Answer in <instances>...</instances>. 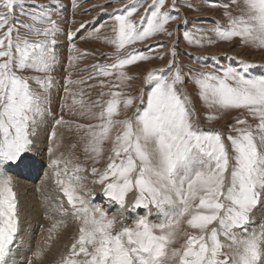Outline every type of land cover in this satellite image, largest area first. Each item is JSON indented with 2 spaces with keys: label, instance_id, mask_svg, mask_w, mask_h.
I'll list each match as a JSON object with an SVG mask.
<instances>
[{
  "label": "snow or ice",
  "instance_id": "6c2138e0",
  "mask_svg": "<svg viewBox=\"0 0 264 264\" xmlns=\"http://www.w3.org/2000/svg\"><path fill=\"white\" fill-rule=\"evenodd\" d=\"M145 2L128 0L111 14L112 35L103 37L115 49L105 55L111 63L92 65L84 70L90 75L81 79L73 80L72 72L65 77L61 111L80 122L63 116L55 121L75 129L77 139L67 154H57L63 139L51 132L49 178L60 194L54 212L62 218L49 232L60 227L64 216L77 229L57 264H264V224L254 230L253 220L264 206V70L253 73L264 66L247 60L208 65L194 56L199 66L185 71L179 63L178 32L188 20L180 14L178 0H151L147 7ZM201 3L223 9L226 22L185 30L187 45L213 44L210 33L216 41L238 39L241 46L264 51V0ZM61 7L60 0H0V264H16L21 218L12 169L32 167L33 137L50 112L61 33L54 16L61 15ZM72 7H80L77 0ZM183 7L201 11L191 0H184ZM173 23L176 29L170 27ZM101 31L97 27L87 38L100 40ZM174 34L177 39L166 53L170 59L164 68L147 72L144 83L150 87L137 104L126 89L139 77L127 69L157 56L150 54L156 51L151 45L149 52L133 46ZM66 37L70 53L78 52L76 34L69 31ZM86 55H69V67ZM90 80L98 82L88 84ZM74 85L101 91L91 100L85 88L73 90ZM189 85L209 113L208 122L239 113L227 133L199 127ZM82 172L90 173L115 212L93 202L95 189L86 188ZM126 214L134 216L131 226L122 222ZM35 256L41 258L42 252Z\"/></svg>",
  "mask_w": 264,
  "mask_h": 264
},
{
  "label": "rangeland",
  "instance_id": "374dc122",
  "mask_svg": "<svg viewBox=\"0 0 264 264\" xmlns=\"http://www.w3.org/2000/svg\"><path fill=\"white\" fill-rule=\"evenodd\" d=\"M38 2L49 4L50 0H38ZM191 2L199 5L201 7V11L197 12L184 8V0H178L177 2V8L179 9L180 14L186 17L188 20L186 25L179 26L178 32L180 53L179 63L185 66V71H187V67L199 66L192 59L194 56H199L201 58V64H219L220 66L226 64L235 65L238 60H247L249 62L255 63L258 66H264V51L241 46L238 39L233 40L231 43L220 42L216 41L215 36L209 33L208 35L213 41H215L213 44L204 48H197L187 45V43L183 40V33L185 30L190 31L194 27H210L212 21H220L222 24L226 22L222 16L223 9L209 8L207 4H202L201 0H191ZM77 3L80 5V7L73 9L72 0H60L62 7L58 11L61 13V15L54 16L61 26V33L58 34V37L56 38L57 46L55 49L56 55L58 57V64L56 66V70L52 73L56 84L52 91V104L50 105V112L46 114L43 123L39 125L40 128L43 127L44 129V141L41 143L42 146H40V149H38L36 152L35 147L38 146V144H36V140H39V133L36 130V135L33 137V151L29 154L30 158L36 162L37 167L40 168V170L37 172L38 174L36 175L38 177L37 184L35 185L36 191L39 190L38 193H41L38 184L43 180L49 186V189H46V194L44 195L45 199H48V197L51 196L50 191L57 194L55 185L49 178L51 176V169L48 167L49 155L47 149L53 144L50 138L51 132L55 131L57 133V138L63 139V145L58 150L57 154H59L61 151L67 154L69 151V145L75 142L77 139L74 127L70 129L67 125H57L55 121L63 116L65 121L80 122L78 117L71 115L68 110L63 112L61 111L60 105L65 98V77L69 72H72L73 80L81 79L90 75V71L84 70H90L92 65L112 62L107 60L105 55L112 54L115 51L114 46L105 44L103 42V37L112 35L111 25L113 20L111 14L116 9L127 4L128 0H77ZM149 4H151V0H146L145 7H147ZM141 12H143V9H141ZM17 18L23 19V17ZM73 21H75V23H73ZM81 23L84 24V28H80ZM97 27L102 28V38L100 40L88 39L87 37L89 33H92ZM170 27L172 29H176L177 25L173 23L170 25ZM69 31H72L76 34L74 43L76 45V49H78V52L70 53V44L66 37V33ZM175 39H177L176 34H174L171 38L167 37L166 35H160L154 40H149L146 43L133 46L143 52H149L150 50L148 46L151 45L152 47L156 48V51L151 52L150 54L157 56L156 59L148 62H141L138 66H130L127 69L129 75L139 77L138 79L129 81L128 83L130 87L126 89L136 97L137 104H139L142 93H146L150 87L144 83V78L147 72L161 69L166 66L167 61L170 59V56L166 55V53H168V50ZM159 44H163L164 47H158ZM205 44L207 45V41H205ZM83 53H89L90 55L76 59L74 61L75 68H70L68 64L69 55L79 56ZM185 53L190 55H185ZM159 55H163L164 59H159ZM212 57H216L217 59L213 60L211 59ZM261 70L264 69L258 67L253 74H259ZM97 82L98 80H90L88 81V84H96ZM80 87L85 88L86 93L91 94V100H95L101 91L100 88H88L87 85L72 86L73 90H76ZM104 91H107V89H104ZM187 91L193 96V99L196 103V108L199 115V127L205 131L218 130L220 132L227 133L228 127L235 122V118L237 115H239V113L232 112L223 114L220 115L216 121L208 122L205 117L209 113L201 106L199 100L196 99L193 86L189 85ZM85 99H88L87 95L85 96ZM105 99H107V97H105ZM67 103L71 104V97L68 98ZM140 106L143 107V105ZM134 110L135 106L129 111L128 114L131 115L132 111ZM249 122L253 125L256 123V121L252 120L251 118H249ZM76 154L79 155L81 161H83V153L79 147L76 149ZM88 166L90 167L91 164L89 163ZM99 167L102 168L103 164L99 165ZM12 172L14 173L12 175L14 185L21 183L27 186V180L25 179L26 176L23 171L20 169H12ZM80 175L83 176L84 180L86 181V188L95 189L94 195L92 197L93 202L98 206L104 207L110 212H115V207L110 206L107 202V199L102 197L100 192H98L100 186L92 184L91 181L93 178L91 177L90 173L82 172ZM49 216L50 214L42 216L41 223L38 226L36 233L33 235L31 240L32 243L29 246L31 247V254L28 255V259L25 260L24 264H29V261H31V264H57V261L60 259L61 255L66 253V245L70 244L71 238L76 232L77 223L69 216H64L63 223L60 225V227L50 233L49 229L52 228L54 223H57L60 220L59 218L62 217H60V214H58L59 218H49ZM154 216L155 214L153 215V219H155ZM133 219V215L126 214L122 222L131 226ZM21 230L22 229L20 227L18 237L21 236ZM50 236L52 237L51 239L49 238ZM37 251L42 252L41 258H37L35 256Z\"/></svg>",
  "mask_w": 264,
  "mask_h": 264
},
{
  "label": "bare ground",
  "instance_id": "6f19581e",
  "mask_svg": "<svg viewBox=\"0 0 264 264\" xmlns=\"http://www.w3.org/2000/svg\"><path fill=\"white\" fill-rule=\"evenodd\" d=\"M37 132L39 133V140H36V144H38V146L35 147L36 152L40 149V146H42L41 143L45 138L43 127L37 128ZM20 170L23 171L26 176L25 179L27 180V186L21 183L14 185L19 201L22 229L21 236L19 237L20 239L17 242V250L15 252L16 264H24L25 260L28 259V255L31 254V247L29 246L32 243L31 240L33 235L36 233L37 228L41 223L42 216L50 214L49 218H59L58 213L54 212L55 204L53 203L58 200L59 194L50 191L51 196L48 197V199H45L44 195L46 194V189H49V186L44 182V180L38 184L41 193H38L39 190L36 191L35 185L38 181V177L36 175L40 170V168L37 167L36 162H34L32 167L27 169V171L22 169ZM253 220L256 224V228H254V230H257L260 224H264V206H261L256 210Z\"/></svg>",
  "mask_w": 264,
  "mask_h": 264
}]
</instances>
